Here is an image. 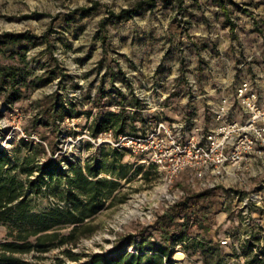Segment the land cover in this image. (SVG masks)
<instances>
[{
    "label": "rangeland",
    "instance_id": "obj_1",
    "mask_svg": "<svg viewBox=\"0 0 264 264\" xmlns=\"http://www.w3.org/2000/svg\"><path fill=\"white\" fill-rule=\"evenodd\" d=\"M137 1L0 0V36H26L18 43H9L3 49L0 47L3 50L0 51V65L24 68L19 63L20 56H24L26 84L30 85L27 88L20 85L22 98L10 106L3 102V94L0 96V150L15 159L19 167L31 170L30 174H25L17 169L11 171V175L24 183V200L35 214L62 209L67 192L63 177L55 178L48 185L43 183L39 191L29 185L39 175L46 158L67 159L83 169L86 162L90 165L99 162L100 150H110L106 143L105 146L92 143L87 130L98 107L107 102L102 99L98 103V90L112 88L109 75L103 78L105 73L113 71L119 79L126 74L134 78L139 94L142 83L148 76H154L155 100L160 94L156 88L164 86V80L169 76L177 94L185 87V91L194 97L193 94L199 91L201 76L207 74L210 79L217 76L220 65L214 60L221 54L229 52L235 58L236 66L240 68V71L236 70L238 73L249 72V68L241 65L258 49V39L264 40V0H223L221 3L220 0H184L181 9L174 0H156L152 10L144 9L139 15L122 20L111 16V13L131 8ZM221 4L227 9L229 19ZM93 7L95 10L91 12L81 10ZM48 78L50 82H45ZM55 93L61 96L67 108L73 105L72 112L77 114L65 118L58 127L39 113L46 107L45 98ZM213 94L210 99L214 101L223 97ZM14 112L20 115V130L28 137L36 136L39 142L18 137L20 131L14 130L15 121L11 116ZM189 114L196 115L193 110ZM161 116L165 118L163 113ZM38 145L44 151L35 150ZM48 145L53 147V154ZM15 148L18 153L14 152ZM111 160L104 159L103 168H108ZM116 162L115 172L125 171L127 180H119L120 201L95 217V232L81 239L75 248H52L39 259H36L35 251H31L23 256L24 260L32 264H78L71 262L63 252L69 250L80 255L79 263H82L91 254L109 252L126 235H132L138 241L140 234H150L151 240H158L162 232L151 230L150 226L165 211L183 201H187L190 207L168 227L173 232L176 231L175 224L188 222L190 242L184 257L176 256L182 253L180 250L173 254L179 264H204L202 256L193 253L192 240L216 244L229 234L243 233L236 203L224 188L193 189L188 186L185 174H181L172 191L182 190L184 194L166 208V201L161 200L156 192L161 179L156 170L136 165V160L126 153ZM60 164L65 166L64 162ZM143 172L147 175L141 176ZM99 177L116 178L107 173H101ZM261 180L254 184L259 185ZM150 209L156 219L148 224L142 220L141 214ZM254 229L264 230L260 226ZM8 230L0 227V241L12 239L7 236ZM254 243L260 246L259 239ZM222 247L224 252H229L227 246ZM230 262L242 264L241 259Z\"/></svg>",
    "mask_w": 264,
    "mask_h": 264
},
{
    "label": "trees",
    "instance_id": "obj_2",
    "mask_svg": "<svg viewBox=\"0 0 264 264\" xmlns=\"http://www.w3.org/2000/svg\"><path fill=\"white\" fill-rule=\"evenodd\" d=\"M177 3L178 9L184 0H174ZM223 0H220V3ZM156 0H139L131 8L123 9L117 14L111 13V16L116 20L126 19L127 17L139 15L144 10H152L155 7ZM224 15L229 19L227 9L223 4L220 5ZM84 12H91L95 8H82ZM229 27L231 22L228 20ZM26 38L24 34H4L0 36V47L7 44L18 43ZM3 51V50H0ZM19 63L26 66L25 57L20 56ZM24 68L20 66H4L0 65V96L6 105H11L22 98L20 85L25 88L29 87L26 84L27 78L24 73ZM111 78V82L118 79V74L109 71L104 74ZM45 82H50L48 78ZM121 95L120 93H116ZM107 92L100 88L97 92L98 103L104 99ZM46 107L39 113L44 114L55 127L63 122L65 118L76 117L73 113V105L67 108L62 102L61 96L53 94L47 96L44 100ZM107 99L103 106L98 107V112L92 120V124L87 128L90 137L95 138L99 133L112 129L113 137L127 134L128 124L125 121L128 119L124 109L119 111L105 110L104 106H109L113 102ZM135 129H133V132ZM136 132V131H135ZM135 135V134H129ZM44 148L38 145L35 150ZM48 149L53 154L54 150L51 145ZM15 153L18 149L15 148ZM14 153V154H15ZM125 154L122 151L110 149L109 151L100 150L99 162L90 165L84 163V167L78 168L69 160H55L46 158L44 165L41 167L37 180L29 182V185L35 191H39L43 183L48 185L50 181L57 177H63L66 181V197L63 201L62 209H55L46 214H35L32 212L30 204L24 200L23 182H18L15 175H11V171L21 170L25 174H30L31 170L27 167H19L15 159L10 158L4 150H0V227L9 228L8 237L12 239L0 241V264H32L23 259V256L28 255L31 251L37 254L36 259L48 252L52 248H61L68 246L75 248L81 239L90 237L96 230L94 225L95 217L104 209L110 208L116 201H120L118 190L120 188L119 180L126 179V172L122 170L120 173L115 172L116 161ZM112 159L108 168H103V160ZM28 162L29 160L23 159ZM64 162L65 166L60 163ZM8 166V168H5ZM63 167H66L64 169ZM101 173H107L116 178L106 179L101 178ZM143 172L141 176H146ZM127 180V179H126ZM63 198L62 195L56 197ZM190 205L187 201L171 207L157 218L151 230L161 231L162 234L158 240L152 239L150 234L146 236L140 234L139 240H134V236L126 235L119 239L115 246L107 253H94L87 256L85 262L79 263L81 256L73 252H63L71 262L78 264H175L171 257L173 256L174 246L178 243L183 244L184 251L188 248L187 243L190 242L188 236V222L175 224L176 231L170 232L168 227L172 225L176 217L183 211H186ZM67 229L65 232L62 230ZM258 240V239H256ZM132 247L134 253L127 252V249ZM191 248L193 253H198L202 256L204 264H240L239 262H230L238 259L227 252H224L223 247L217 242H204L202 240H192ZM264 254V250L259 252ZM245 257L243 264H264V260L258 258V255H251V252H243Z\"/></svg>",
    "mask_w": 264,
    "mask_h": 264
},
{
    "label": "built area",
    "instance_id": "obj_3",
    "mask_svg": "<svg viewBox=\"0 0 264 264\" xmlns=\"http://www.w3.org/2000/svg\"><path fill=\"white\" fill-rule=\"evenodd\" d=\"M256 80L240 79L232 98L223 96L212 110L210 122L200 123L196 115H183L178 119L163 118L161 114L149 118L145 128L136 135L113 137L111 130L99 133L92 143L122 151L136 160L144 169L156 170L161 179L158 196L166 201V208L176 203L182 190L172 191L181 174L193 189L216 190L224 188L233 197L243 233L229 234L219 241L228 247V254L245 259L243 252L260 254L264 248V96L257 90ZM239 108L241 120L231 117ZM19 138L38 141L26 136L19 127L20 115L11 114ZM148 224L156 219L154 211L141 214ZM260 240V246L254 241ZM241 241V242H240ZM185 243L174 246L173 254ZM127 252L134 253L132 247ZM175 264L180 261L171 257ZM233 263V262H232Z\"/></svg>",
    "mask_w": 264,
    "mask_h": 264
},
{
    "label": "crops",
    "instance_id": "obj_4",
    "mask_svg": "<svg viewBox=\"0 0 264 264\" xmlns=\"http://www.w3.org/2000/svg\"><path fill=\"white\" fill-rule=\"evenodd\" d=\"M257 42L259 44L258 49L241 65L244 68H249V72L242 71L238 73L236 70L240 71V68L236 66L235 58L231 57L229 52H225L214 60L220 65L217 68V76L214 79H210L207 74L204 77H200L199 91L193 94L195 98L185 91V87L177 94L174 81L169 76H166L164 80L165 85L156 88V92L160 94L157 95L155 100L154 76H148L147 81L142 83L143 88L140 89L141 93L139 94L135 89V79L129 78L126 74V77L122 76L123 78L115 79L113 82H111V78L109 77V84L112 88L105 91L107 95H105L104 99L106 101L110 99L113 103L103 108L109 111L125 110L129 116L125 124H128L127 126L129 127L127 128H131L130 131L127 130L125 132L127 134L136 135L139 133V130L145 128L149 118L161 113L167 119H178L183 115H189V112L193 110L198 122L207 124L210 122L213 108L219 101L210 99L213 97V93H216L215 95L218 94V97L226 96L231 99L240 79L256 80L257 84L255 86L260 94L264 96V40L259 38ZM253 58L255 59L252 62ZM116 93H120L121 95ZM189 98L191 99L189 100ZM231 117L241 120L239 108H235ZM133 129L136 132H133ZM108 130L112 132V129ZM261 179L259 180L264 181V177Z\"/></svg>",
    "mask_w": 264,
    "mask_h": 264
},
{
    "label": "bare ground",
    "instance_id": "obj_5",
    "mask_svg": "<svg viewBox=\"0 0 264 264\" xmlns=\"http://www.w3.org/2000/svg\"><path fill=\"white\" fill-rule=\"evenodd\" d=\"M176 256H181V253H177Z\"/></svg>",
    "mask_w": 264,
    "mask_h": 264
}]
</instances>
